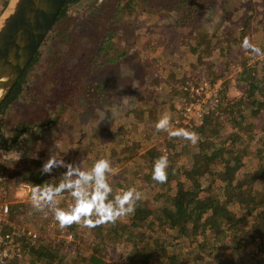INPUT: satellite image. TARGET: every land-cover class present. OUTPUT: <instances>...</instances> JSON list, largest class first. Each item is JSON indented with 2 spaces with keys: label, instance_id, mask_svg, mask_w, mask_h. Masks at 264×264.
<instances>
[{
  "label": "rangeland",
  "instance_id": "374dc122",
  "mask_svg": "<svg viewBox=\"0 0 264 264\" xmlns=\"http://www.w3.org/2000/svg\"><path fill=\"white\" fill-rule=\"evenodd\" d=\"M4 1L0 0V12L5 7L2 5ZM129 5L134 6V11L137 9L135 14ZM261 11L264 12V0H79L72 4L67 17L54 30L56 38L40 48L42 56L39 63L28 74L30 92L23 93L8 107L5 115H0L1 125L7 137L11 138L9 150L0 148V172L11 183L26 180L42 187L50 181L59 180L61 183L66 179L65 167L57 166L49 173L42 172L46 162L53 164L64 161L66 165L87 171L97 160L107 158L110 164L114 163L113 168L117 165L112 173L107 174V177L111 176L108 180L110 185L118 181L117 171L124 175L125 182H131L132 176L136 175L142 180L145 176L140 173L143 165L133 161L145 149L155 142L165 143L166 139L180 137L169 135V131L181 130L191 118L199 122V105L214 100L216 96L212 92L215 90L220 100V92L226 82H229L232 96L241 94L233 82L225 80L233 77L236 63H233L231 73L225 78L217 77L214 83L201 86L204 83L202 81L197 87L199 92L194 94L198 99L192 102L186 96L184 103L179 101L177 95L173 97L175 92L170 86L167 89L165 85H160V81H166V70L174 74V69L171 70L173 66L176 71L183 69L185 74L188 68L180 64L186 63L187 66L192 55L197 52L194 49L197 42L207 43L212 33L219 35L230 22L232 25L234 21L243 23L249 17L245 22L254 27L252 36L253 32L256 33L257 27L253 25L257 24V19L260 22L263 20L264 16L258 15ZM255 19L256 24L253 23ZM204 36L205 40L200 39ZM257 36L258 43L264 47V30ZM108 46L113 47V50L106 53ZM214 49L204 57L206 63L198 65V68H207L208 63L214 62L219 65L220 71L222 65L227 64L221 61L220 46L215 45ZM249 50L245 51L250 55L248 63L264 62V48L261 54L255 55ZM54 62L61 65L62 72H58V75L54 73L53 80L47 69L58 71L59 67L54 69ZM149 64L152 66L144 70V66ZM193 74L201 72L196 69ZM176 83H180V80L173 81V84ZM184 87L186 89L188 85L185 83ZM191 102L197 109L190 110ZM159 103H163L160 112L157 111ZM173 103L182 104L181 114L177 112L176 115L174 111L176 118H172L173 121L169 123V131L163 130L159 136L155 128L156 120L166 115L167 107L174 110ZM134 107L143 126L127 118L128 109ZM144 109L149 110L144 112ZM155 111L159 112L156 117ZM175 125L179 128H175ZM98 126L107 129L99 131L95 142L92 137L97 134L95 127ZM20 128H26L25 132L19 140H13L12 137ZM119 128V134L123 133L131 140L122 148L119 147L120 155L114 158L110 151L112 147L106 144L107 133ZM148 137L158 139L142 148L143 141H148ZM92 145L95 150L88 152ZM169 146L173 145L168 143ZM89 155L95 158L88 159ZM119 157L122 160L119 161ZM39 172L43 174V184L37 179L36 174ZM148 172L151 170L148 169ZM142 186L146 185L141 181L140 186L129 189L140 192ZM119 190L116 188L109 197L118 196ZM145 197L142 202L150 204L151 193ZM17 199L16 203L25 204V207L16 209L15 218L12 215L17 227L34 229L40 235L44 231L41 227H45L46 232L43 234L49 233L50 228L56 232L53 209L67 211L74 205L67 191L55 197L53 206L39 211L36 207H27L28 201ZM74 234L79 235L75 238L79 246L73 247L75 255L71 252V259L79 264L94 249L98 235L90 227L87 230L84 227L77 228L68 238L71 235L74 238ZM110 249L113 252L107 257ZM118 250L119 245L111 244L102 256L108 263L114 264L119 260ZM26 257L21 256L18 260H26Z\"/></svg>",
  "mask_w": 264,
  "mask_h": 264
},
{
  "label": "trees",
  "instance_id": "16d2710c",
  "mask_svg": "<svg viewBox=\"0 0 264 264\" xmlns=\"http://www.w3.org/2000/svg\"><path fill=\"white\" fill-rule=\"evenodd\" d=\"M78 1L66 0L42 46L56 38L54 30L67 17L70 6ZM7 2L5 0L2 5L5 6ZM129 7L133 8L131 10L134 14L137 12L133 5ZM258 15L263 17L264 12L261 11ZM248 20L249 17L243 23L234 21L233 25L230 22L219 35L212 33L207 38V43L197 42L198 45L194 46L197 52L192 55L187 66L186 63L180 64L188 68L185 74L183 69L176 71L173 66L171 70L174 69V74L166 70V81H160V85H165L167 89L170 86L175 92L173 97L177 95L179 101L184 103L186 96L189 100H194L193 89L202 81L211 84L217 77L225 78L231 73L233 63H236L237 69L233 77L225 80L233 82L241 94L232 96L229 93V82H226L220 92L218 105L204 113L199 122L191 118L183 125L181 130L197 134L196 143L183 136L171 137L165 143L155 142L158 137H148V141H143L142 148H146L148 143L155 144L145 149L133 161L143 165L140 173L145 176L142 180L136 175L137 177L132 176L131 182H125L124 175L117 171L118 181L111 182L112 193L116 188L120 189L118 195L132 190L129 188L140 186L141 181L146 185L139 188V199L135 201L134 212L115 221L90 227L98 236L94 241V249L79 264H110L102 255L111 244L119 245V260L114 264H264V62L248 63L250 55L245 51L250 48L242 47V42L247 39L260 50L264 48L257 41L258 33L264 30V17L261 22L257 19V24L256 19L253 21L256 24L253 26L257 28L252 36L254 27L245 22ZM200 39L205 40L206 37ZM215 45L220 46L221 61L227 64H221L220 71L219 65L214 62L208 63L207 68H198V65L206 63L204 57L215 50ZM112 50L113 47H106V53ZM249 51L257 54L251 49ZM40 55L42 56L41 49L0 104V115H5L8 107L23 93L30 92L28 74L39 63ZM54 63V69L59 67L58 71L47 69L53 80L54 73L58 75V72H62L61 65ZM151 66H144V70L147 71ZM196 69L201 74L191 75ZM60 77L61 74L59 79ZM175 80H180V83L173 84ZM185 83L188 85L186 89ZM162 105L163 103L157 105V111ZM173 105L174 110L169 107L166 109V115L170 117L169 123L182 110V104ZM136 110L135 107L128 109L127 118L138 126H143ZM148 110L144 109V112ZM157 111L154 112L155 117L161 110L158 113ZM181 118L184 116L181 115ZM175 128L179 126L175 125ZM102 129L107 128L95 127L97 134L93 135L92 140L97 141L95 137L99 136ZM25 130L26 128L17 129L12 139L19 140ZM120 130L121 128L107 133L106 144L112 147L110 151L114 158L120 155L119 147L122 148V145L131 140L123 133L119 134ZM162 131H159V136ZM9 141L11 138L7 137L0 122V148L9 150ZM168 143L173 146L168 147ZM89 147L88 152L95 150L93 145ZM161 156L168 159L167 180L158 183L152 179V168ZM93 157L94 155H89L87 158ZM118 159L122 160L121 157ZM110 166L114 170L117 165L113 168L112 163ZM36 176L41 180L40 184H43V174L39 172ZM107 178L109 180L111 176ZM58 184L59 180L50 181L41 188L55 187ZM61 193L65 194V191ZM148 193H151L152 199L150 204L145 205L142 201ZM26 203L27 207H35L34 202ZM51 206L43 204L37 210ZM20 207H25V204H13L12 213L15 214ZM54 226L56 232L50 228V232L45 234V227H41L44 231L31 244L29 242L33 238L24 235L25 251L22 257L27 256V259L11 261L10 264H76V260L71 259V252L75 255L73 247L79 246L78 241H75L79 235L74 234V238L72 235L68 238L69 234L77 228L84 227L87 230L89 227L82 222L61 227L57 220ZM112 252L110 249L107 257Z\"/></svg>",
  "mask_w": 264,
  "mask_h": 264
},
{
  "label": "clouds",
  "instance_id": "9594fccd",
  "mask_svg": "<svg viewBox=\"0 0 264 264\" xmlns=\"http://www.w3.org/2000/svg\"><path fill=\"white\" fill-rule=\"evenodd\" d=\"M242 47L250 48L253 52L261 54V50L250 44L247 39L242 42ZM170 117L164 115L159 119L155 128L157 131H169ZM169 135L183 136L192 143H196L197 134L185 130L169 131ZM65 167L66 179L55 187H47L36 190L32 194L34 206L41 208L43 204L51 206L55 203V197L61 192L67 191L73 198L74 205L69 210L53 209L55 219L61 227L72 223H83L84 226L93 227L96 224L115 221L117 218L134 212L135 201L139 199V193L127 190L122 195L109 199L113 189L107 180V174L113 169L106 159L97 160L93 166L85 171L79 167L66 165L64 161L53 164L44 163L42 172L49 173L53 167ZM168 159L159 157L153 164L152 179L158 183L167 180L166 169ZM94 218V219H93Z\"/></svg>",
  "mask_w": 264,
  "mask_h": 264
},
{
  "label": "water",
  "instance_id": "95a60500",
  "mask_svg": "<svg viewBox=\"0 0 264 264\" xmlns=\"http://www.w3.org/2000/svg\"><path fill=\"white\" fill-rule=\"evenodd\" d=\"M66 0H8L0 12V104L41 48Z\"/></svg>",
  "mask_w": 264,
  "mask_h": 264
},
{
  "label": "built area",
  "instance_id": "2783aa9c",
  "mask_svg": "<svg viewBox=\"0 0 264 264\" xmlns=\"http://www.w3.org/2000/svg\"><path fill=\"white\" fill-rule=\"evenodd\" d=\"M203 84L206 85L207 82L202 83L201 86ZM193 92H199V88H194ZM212 95L216 96L214 100L204 105H199L198 110L200 111L201 117L211 108L218 105L219 98L217 96V90L213 91ZM194 99H198V97L194 95ZM192 105L195 104L192 103L189 105L190 110L192 108L197 109ZM205 107H207L206 110ZM36 190L43 189L26 180L11 183L10 179L0 172V264H10L11 261H17L23 256L25 251L23 245L24 235H30L33 238L32 241L39 236V233L34 229L18 228L14 220L15 214L12 213V205L18 201L17 198H20L19 201L31 202L33 201L32 194ZM12 215L14 216L13 219Z\"/></svg>",
  "mask_w": 264,
  "mask_h": 264
}]
</instances>
